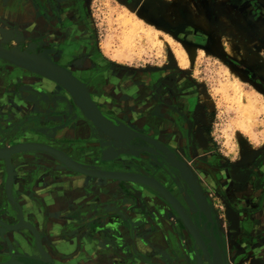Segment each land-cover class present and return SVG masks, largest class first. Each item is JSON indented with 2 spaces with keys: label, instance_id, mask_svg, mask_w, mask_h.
Instances as JSON below:
<instances>
[{
  "label": "rangeland",
  "instance_id": "1",
  "mask_svg": "<svg viewBox=\"0 0 264 264\" xmlns=\"http://www.w3.org/2000/svg\"><path fill=\"white\" fill-rule=\"evenodd\" d=\"M24 1L35 6V20L30 19L32 11L27 22L0 14V48L55 65L78 80L111 126L150 135L146 121L155 100L170 99L171 106L189 116L191 166L196 168L199 162L212 169L219 157L227 164L256 167L264 158V0ZM40 21L47 23V32ZM184 30L204 34L207 42L185 40ZM32 71L0 60V72L18 75L12 85ZM109 74L122 76L112 83ZM152 74L160 81L153 90L152 82L141 80V75ZM63 90L59 98L71 107L64 113L70 114L63 117L64 125L71 118L82 119V112ZM104 140L99 138L89 157L104 158L108 146ZM121 144L119 153L129 147ZM138 144L144 146L141 140ZM149 146L160 156L142 153L138 165L178 166L179 156L168 162L164 151ZM124 157L120 158L126 163ZM198 179L218 221L219 199L201 176ZM223 251L217 254L221 260L224 255L227 264H264V243L262 250L248 245L233 255L228 246Z\"/></svg>",
  "mask_w": 264,
  "mask_h": 264
},
{
  "label": "crops",
  "instance_id": "2",
  "mask_svg": "<svg viewBox=\"0 0 264 264\" xmlns=\"http://www.w3.org/2000/svg\"><path fill=\"white\" fill-rule=\"evenodd\" d=\"M17 76L0 72V148L46 144L92 169L94 159L89 156L99 140L93 126L84 118L63 125V117L70 114L48 115V108L62 94L56 82L31 73L12 85ZM121 76L110 74L109 80L114 83ZM104 144L108 145L106 160L119 157L116 142L104 140ZM77 147L85 152L79 153ZM127 153L124 159L134 163L139 152ZM107 165L102 169L121 172V176L142 175L110 162ZM11 166L9 171L0 160V192H5L0 194V228L5 230L0 232V257L4 258L0 263L205 264L200 244L207 241L205 231L182 182L171 187L159 180L186 220L199 226L196 235L152 185L67 170L36 150L13 154Z\"/></svg>",
  "mask_w": 264,
  "mask_h": 264
},
{
  "label": "water",
  "instance_id": "3",
  "mask_svg": "<svg viewBox=\"0 0 264 264\" xmlns=\"http://www.w3.org/2000/svg\"><path fill=\"white\" fill-rule=\"evenodd\" d=\"M28 4L24 0H0V14L10 20H14L16 22H27L29 20L30 16V9H28ZM181 36L185 40H190L192 42L204 45L207 42V37L197 31L194 30H184L181 31ZM0 60H5L8 62H11L15 66L18 67H24L30 70H33L32 72L34 74H38L40 76H43L49 80H52L56 82L58 85L62 86L69 94L72 96L73 103L81 110V116L85 120H87L91 126L94 128V133L98 138H103L107 141L111 140L117 143V146L124 145L121 143L127 144L129 147L124 150L123 153L119 155V157L113 159L112 161H108L104 159L103 157L101 160H94V165H92V169L84 168L75 162L70 161L68 158H65V156L61 155V152L58 151L56 148L46 145V144H38V143H29V144H19L14 145L7 148H0V160L5 164V166L8 168L9 171L12 170L11 166V156L15 153H19L22 151H41L45 152L50 159V161L53 163V161L57 160L58 162L62 163L63 166L67 168V170H72L84 174H88L91 176H96L98 178H112V179H122L127 181H136L143 185L149 184L154 186L158 192L162 195V197L169 202L171 205L174 206L176 211L179 213V215L183 218L185 223L188 225L190 231L192 233H195L197 230V225H193V223H190L186 220L185 216H183L181 209L177 206L176 203H174L173 199L170 196L169 191L164 187L165 185L159 181V179L150 176L149 174H146L142 172L141 170H138L139 167L137 164L143 160L142 153H148V154H154L155 156H160L158 153H156V149L149 146L148 147H142L139 146L138 141L141 139V135L134 130H128V131H121L117 127L111 126L109 123L105 121V119L101 116V114L97 111L95 108L91 97L89 96L87 90L80 84L79 81H77L75 78L69 76L66 74L63 70H61L59 67L42 62L39 59H34L32 57H29L25 54H19L16 51L8 50L6 48H0ZM73 89V91L78 94L82 100L81 102H78V100L75 97L74 92L70 89ZM77 95V96H78ZM70 104L69 101L63 100L59 101L58 103H53L50 108H48V111L50 113H53L55 115L59 113H69L70 110ZM66 120V119H65ZM68 121V120H67ZM73 121V119L70 120V122ZM69 122V123H70ZM148 142H150V145L155 146L154 143L150 139H146ZM131 146V147H130ZM125 146H123L124 148ZM137 151L136 161L133 163L127 162L123 163L122 156L129 155L127 152L129 151ZM163 158V157H161ZM113 163L115 165H119L121 167H125L123 164H127L128 169L130 168L132 172H135L133 170H136L138 172H141L142 175H136L134 176H121V172L117 171H110V170H104L103 167H110L107 164ZM133 164L135 166H133ZM163 168L165 167L168 171V167L163 163ZM136 167V168H135ZM171 169V170H170ZM169 169V172L174 174L175 177L179 178V182H182L186 187L187 190L191 194V200L195 208H197V212L195 213L198 217L199 222L203 224V228L205 231V234L203 235L206 237L207 241H200V244L202 246L201 253L205 257V264H227L224 260H221V258L218 256V254L215 251L216 248V237L215 232L218 230V224L215 221V215L213 213L212 207L209 205L207 198L205 194L203 193L202 189L200 188L196 178L194 177V174L188 170L187 168L179 165L174 166ZM174 182V181H173ZM175 184V183H174ZM176 185V184H175ZM7 193V192H6ZM205 220V222H203ZM208 224L210 227L208 228ZM4 227L6 225L2 223ZM28 228L33 231L36 234V238L39 240V235L34 230L32 226L27 225ZM5 230L0 228L1 234ZM1 238L3 236L1 235ZM211 250V252L209 251ZM0 264H22L20 262H3Z\"/></svg>",
  "mask_w": 264,
  "mask_h": 264
},
{
  "label": "flooded vegetation",
  "instance_id": "4",
  "mask_svg": "<svg viewBox=\"0 0 264 264\" xmlns=\"http://www.w3.org/2000/svg\"><path fill=\"white\" fill-rule=\"evenodd\" d=\"M29 3L30 12L32 11L30 19L35 20L36 8L31 2ZM40 25L42 31L47 32V23L40 21ZM74 74L77 78H82L77 73ZM157 76L159 75H141V80L148 84L152 82L151 88L153 90L160 82ZM87 79L89 78L85 80ZM58 91L65 92L62 87H58ZM87 92L90 93L89 90ZM169 101L170 99L155 100V104L152 106V115L146 121L151 134L138 132L141 135V141L144 142L142 147L149 148L150 142L146 139H150L156 147L160 148V151L167 154L166 161L172 162L174 157L179 156L181 159L177 161L178 166L181 165L190 170L200 188L201 184L195 174L196 172L213 188L215 196L219 199L221 210L218 221L215 217L218 224V230L215 232L216 253L223 254V248L226 249L227 246L231 255L240 253L248 245L256 250H262L264 243V158L256 167H240L227 164L218 156L216 165L212 169L200 166L199 162L196 164V168L191 166L194 148L191 144L192 139L188 135L190 128L188 124L189 116L185 114L186 112L183 113L171 106ZM79 149L84 150L77 147V151ZM157 151L158 149H156V153L160 155ZM166 161L165 163H167ZM176 178L179 180L178 177ZM223 226H226L225 229ZM208 227H210L209 224ZM222 257L227 262V258L224 255ZM3 259V257H0V260Z\"/></svg>",
  "mask_w": 264,
  "mask_h": 264
},
{
  "label": "bare ground",
  "instance_id": "5",
  "mask_svg": "<svg viewBox=\"0 0 264 264\" xmlns=\"http://www.w3.org/2000/svg\"><path fill=\"white\" fill-rule=\"evenodd\" d=\"M5 30V29H4ZM26 48V47H25ZM16 50V48H15ZM182 51V50H181ZM37 52V51H36ZM184 52V51H182ZM45 53V52H44ZM43 54V53H41ZM36 55V54H35ZM182 55V53H181ZM40 57V56H39ZM185 57V55H184ZM182 57V58H184ZM80 125V128H86L85 131H89V129L87 127H85V125H82L81 123H79ZM83 126V127H82ZM43 139V138H41ZM77 156V155H76ZM75 157V156H74ZM92 159V158H91ZM93 162V161H92ZM140 163V162H139ZM138 165V164H137ZM140 170L149 174L150 176H153L159 180H161L164 184H167L169 186H173V185H178L179 184V181L177 180V178L175 177L174 174L170 173L169 171H167V169L163 166H162V163L159 162L158 164V168L157 167H154L153 165H145V166H142V165H138ZM174 181V182H173ZM175 183V184H174ZM177 190V189H176ZM178 191V190H177ZM181 193V192H180ZM179 193V194H180ZM28 237V236H27ZM30 240V239H29ZM23 245V244H22ZM21 246V245H20ZM32 246V245H31ZM18 247V246H17Z\"/></svg>",
  "mask_w": 264,
  "mask_h": 264
}]
</instances>
